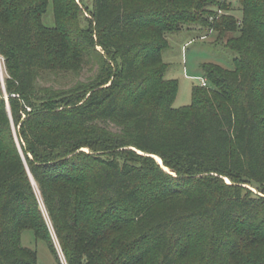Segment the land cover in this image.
<instances>
[{"label":"trees","instance_id":"obj_1","mask_svg":"<svg viewBox=\"0 0 264 264\" xmlns=\"http://www.w3.org/2000/svg\"><path fill=\"white\" fill-rule=\"evenodd\" d=\"M239 2L241 28L231 0H0V264H38L27 229L59 261L35 185L68 264H264V0ZM197 22L237 32L233 67L177 108L167 33ZM86 51L93 84L36 89Z\"/></svg>","mask_w":264,"mask_h":264},{"label":"rangeland","instance_id":"obj_2","mask_svg":"<svg viewBox=\"0 0 264 264\" xmlns=\"http://www.w3.org/2000/svg\"><path fill=\"white\" fill-rule=\"evenodd\" d=\"M81 3V7L86 6L91 10L94 7V0H77ZM233 9L228 11H221L220 14L226 13L228 15H233L238 21L239 28H241L243 20V10L240 7L239 0H231ZM90 17L91 14L87 13ZM45 22L47 25L54 24L53 10L50 7L48 13L45 17ZM206 26L201 23H193L190 25L183 26L178 32L167 33L168 40V50L164 53V59L170 64V67L166 73L167 78L176 79L179 84V90L177 97L173 103L174 107L181 108L188 106L192 103L193 89L195 87L201 86V78H204V73L201 65L204 62H214L222 65L224 68H232V57L235 54L227 45V40L237 34L230 29L222 32L223 35L220 36V31L211 29L207 31ZM223 44V46L221 45ZM98 50L104 54L101 46H97ZM102 67V58L97 52L86 51L83 54V62L81 66L77 69L70 68V63H59L57 68L42 70L38 69L36 72L35 82L36 89L42 90H54L55 92L66 91L69 89H74L78 87H88L93 84V81L97 79ZM4 69V72L3 70ZM0 75L1 80L6 76V71L4 67V61L0 57ZM112 81V80H111ZM108 82V84L111 83ZM7 97V96H6ZM15 130V126H13ZM111 128L116 129L113 125ZM88 151V148H84ZM159 157V156H158ZM156 158V157H155ZM160 163L162 159L156 158ZM161 164V163H160ZM162 165V164H161ZM165 171L177 175L175 171L168 167L162 165ZM226 181L231 182L229 177H225ZM250 186V185H249ZM36 187L37 196L40 200V205L44 213V217L50 225L52 230V236L54 243L56 245L59 261L62 264H68L64 252L61 248L60 242L56 237L54 230L51 225L50 218L46 212L45 206L42 202L40 191ZM251 187V186H250ZM253 190L257 191L256 187H251ZM22 244L24 246L33 248L38 254V264H60L55 255L49 248V245L40 239H37L34 231L27 229L22 234ZM203 240H195L194 246L196 251L202 249L201 245Z\"/></svg>","mask_w":264,"mask_h":264},{"label":"built area","instance_id":"obj_3","mask_svg":"<svg viewBox=\"0 0 264 264\" xmlns=\"http://www.w3.org/2000/svg\"><path fill=\"white\" fill-rule=\"evenodd\" d=\"M220 12H221V10H220ZM201 84L205 85V86L208 85L207 80L205 78H201Z\"/></svg>","mask_w":264,"mask_h":264},{"label":"water","instance_id":"obj_4","mask_svg":"<svg viewBox=\"0 0 264 264\" xmlns=\"http://www.w3.org/2000/svg\"><path fill=\"white\" fill-rule=\"evenodd\" d=\"M3 87H4V89H5L4 79H3ZM7 97H8V96H7ZM154 156H155V155H154ZM155 157L158 158V156H155ZM159 158H160V157H159ZM160 159H161V158H160ZM160 163L163 165V161H162V160L160 161ZM31 178H32L33 182L35 183V181H34L32 175H31Z\"/></svg>","mask_w":264,"mask_h":264}]
</instances>
